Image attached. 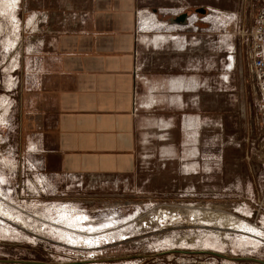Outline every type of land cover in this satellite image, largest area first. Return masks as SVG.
<instances>
[{"label": "crops", "instance_id": "1", "mask_svg": "<svg viewBox=\"0 0 264 264\" xmlns=\"http://www.w3.org/2000/svg\"><path fill=\"white\" fill-rule=\"evenodd\" d=\"M218 1L12 0L0 111L8 119L16 107L8 124L22 157L79 186L149 194L161 180L185 195L218 194L219 39L198 33L194 17L170 21ZM247 156L243 200L231 191L224 204L251 218L264 158Z\"/></svg>", "mask_w": 264, "mask_h": 264}, {"label": "rangeland", "instance_id": "2", "mask_svg": "<svg viewBox=\"0 0 264 264\" xmlns=\"http://www.w3.org/2000/svg\"><path fill=\"white\" fill-rule=\"evenodd\" d=\"M14 5L12 0H0L1 82L3 70L11 69L7 63L13 54L10 47L15 37L11 19ZM257 6L258 0H219L211 8L206 7V14H198L197 8L187 10L194 17L192 26L198 33L212 30L219 39L218 194L185 195L178 188L169 191L161 180L156 181L149 194L142 187L139 189H144L143 194H132L100 188L95 180H87L89 186L87 182L79 186L67 178H45L17 149L12 129L14 105L9 114L11 129L9 118L0 111V258L73 262L92 255L104 258L165 250H210L264 260V205L259 206V199L264 196V165L256 167L261 186L253 217L237 216L224 204L233 198L226 195L231 191L236 201L243 200L240 192L246 190L250 175L247 155L252 158L261 154L264 158V126L258 122L247 46L240 36L242 29L252 25ZM246 224L254 229L252 234L242 230ZM95 264L261 263L174 252Z\"/></svg>", "mask_w": 264, "mask_h": 264}, {"label": "built area", "instance_id": "3", "mask_svg": "<svg viewBox=\"0 0 264 264\" xmlns=\"http://www.w3.org/2000/svg\"><path fill=\"white\" fill-rule=\"evenodd\" d=\"M240 36L247 46V67L257 95L258 122L264 126V0H258L252 25L242 29ZM263 201L264 196L259 199L260 208L264 205ZM91 257L94 258L93 255Z\"/></svg>", "mask_w": 264, "mask_h": 264}, {"label": "water", "instance_id": "4", "mask_svg": "<svg viewBox=\"0 0 264 264\" xmlns=\"http://www.w3.org/2000/svg\"><path fill=\"white\" fill-rule=\"evenodd\" d=\"M198 12L205 13V9H197ZM190 18V14L188 11H184L176 16H173L170 21L174 24H180L185 25L188 23V19ZM174 252H180V253H205V254H211L220 256L229 260H249L258 262L261 264H264V260L256 258V257H250V256H227L215 251L210 250H165L162 252H156L152 254H137V255H128V256H118V257H104V258H89V259H82L79 261H73V262H42V261H36V260H26V259H6V258H0V263H14V264H87V263H102V262H109V261H116V260H124V259H132V258H151L156 256H161L168 253H174Z\"/></svg>", "mask_w": 264, "mask_h": 264}, {"label": "bare ground", "instance_id": "5", "mask_svg": "<svg viewBox=\"0 0 264 264\" xmlns=\"http://www.w3.org/2000/svg\"><path fill=\"white\" fill-rule=\"evenodd\" d=\"M4 210V209H3ZM9 218V217H8ZM7 222V221H6ZM0 223L3 224V221L0 219ZM6 224V223H5ZM244 228V227H243ZM245 233H249L252 234L253 233V228L251 226H249L248 224H246L245 228L242 229ZM80 241V240H79ZM95 258V257H94ZM95 264V263H94Z\"/></svg>", "mask_w": 264, "mask_h": 264}, {"label": "flooded vegetation", "instance_id": "6", "mask_svg": "<svg viewBox=\"0 0 264 264\" xmlns=\"http://www.w3.org/2000/svg\"><path fill=\"white\" fill-rule=\"evenodd\" d=\"M197 9H199V8H197ZM197 9H196V12H197L198 14H206L207 11H208L206 7H200V9H205V13L198 12Z\"/></svg>", "mask_w": 264, "mask_h": 264}]
</instances>
